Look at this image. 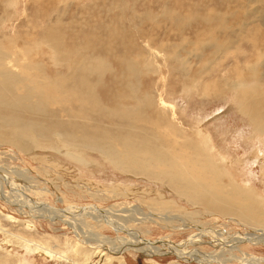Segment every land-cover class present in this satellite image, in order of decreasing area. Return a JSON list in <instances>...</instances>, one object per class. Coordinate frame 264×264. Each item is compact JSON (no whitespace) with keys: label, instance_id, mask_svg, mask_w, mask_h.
<instances>
[{"label":"rangeland","instance_id":"obj_1","mask_svg":"<svg viewBox=\"0 0 264 264\" xmlns=\"http://www.w3.org/2000/svg\"><path fill=\"white\" fill-rule=\"evenodd\" d=\"M0 56V170L30 183L2 179L8 188L62 208H112L144 237L176 244L204 231L233 237L262 228L189 199L158 165L114 164L104 148L121 152L119 143L147 135L160 145L169 133L182 146L206 130L227 160L220 189L251 186L264 212V139L231 85L264 79V0H0ZM12 130L25 131V147ZM14 203L0 197V264H264V244L248 242L226 252L189 244L221 253L220 261L94 254V241L117 250L127 233L90 219L73 229Z\"/></svg>","mask_w":264,"mask_h":264},{"label":"bare ground","instance_id":"obj_2","mask_svg":"<svg viewBox=\"0 0 264 264\" xmlns=\"http://www.w3.org/2000/svg\"><path fill=\"white\" fill-rule=\"evenodd\" d=\"M1 59H4V58L0 56V63H1ZM236 81L237 82H235L234 84L232 83L231 85L234 89H238L236 93L237 98H238L237 103L239 104L238 109L240 110L241 113H243L244 116L246 115L245 117L251 119L249 120V123L250 121L252 122V125L254 127L253 131L256 133V135L262 136L264 139V79L262 80L261 78H258L253 83H248V82L241 81V80L240 81L236 80ZM114 109L118 110L116 108ZM13 132L14 131L12 130V133ZM22 132L19 131L18 134L14 132L12 136V140L18 143L19 146L25 147L27 142L26 141L24 142L23 138L25 139L27 134H23ZM197 133L199 136V138L197 139L198 143L191 140L192 138L190 137L191 139H184V140L182 139L183 140L182 146H179V144L181 145L180 143L181 141L179 140L180 136L179 135L176 136V134L172 136L171 133H169L170 135L167 136L168 141H165L166 140L165 138L163 139V142L160 145H157L154 142L151 135L150 136L147 135L145 137L139 136L140 138L144 139V143L143 141L139 140V137H136V138L129 137V140H127L128 142L119 143V144L124 145V150H122L121 152L118 151L117 148L114 147V143H112V145H110L106 150L103 145L104 156L107 160H112L114 164L122 165V167H125V168H131L133 164L135 165L140 164V165L145 166L146 170L150 171L151 170L150 166L152 163L155 165H158V167L162 169V172L159 174L162 177H168L170 182L172 181L175 182L174 186L176 187L177 185L178 191H180L181 194L186 195L189 199H192L193 201H195V199L197 200V196H201L202 198H204L207 204V207L218 209L219 211L221 210L222 213L224 212V215L226 212L232 213L240 217L243 220H247V221L249 220L250 222H254L255 225L257 226L260 225L262 226V228L258 227L257 228L258 230L250 234L238 233V234H235L233 237H231L230 235H227L226 233H219L217 235L215 234L212 235L211 234L212 231H206L207 233L204 231L201 234H198L197 236L195 235L193 239H190V240L187 239L188 241L177 243V244L173 243L172 241L168 239H164V238L162 240L160 239L151 240V239L144 237L141 232H138V230L137 231L132 230V228L127 224L128 222H126V219L122 217L125 214L115 213V209H112V208L103 207L101 209H97V208L92 209L88 206L83 207L84 209L80 206L78 207L70 206V207L62 208V207H57V206L48 204L46 202H42L39 199L38 200L40 203H38L37 201L36 203L32 199L22 196V194L18 192L17 190L15 191L13 189L8 188L6 185H4V183L2 182V179H6L8 181L12 180L14 182L19 181L18 184L23 185V186H29L30 183L20 182V180H22L21 178L14 176L13 174H11V172H6L3 170H0V197H2L3 199H5L6 201L10 203L15 202L14 203L15 206L17 205L21 207L20 208L21 213L24 210H26V209H23V207L35 208L33 209V211H35L36 214H40L41 218L47 217L49 220L51 219L52 221L60 220L64 224H67L68 226L72 227L73 229L76 227L79 228L80 227L79 225L85 224V222L90 223L89 221L90 219V220L95 221L96 222L95 224H97L98 227L102 225L105 227H111V229H114L117 232L125 231L127 233V236L129 238L125 237L123 245L117 250H113L111 247H104V244L100 243L102 244L100 245L99 242H96V241H94L93 243L91 242L92 243L91 245L93 246L94 249L100 248L99 251L92 250L94 254L95 253L103 254L104 252H106V254L107 253L124 254L128 250H133L135 252L141 253L142 255H145L150 258H153L154 256H157V255L160 256V255L174 254L178 258L183 259L185 261H199V262H202L205 260L206 261H220L223 258L222 257L221 259H219L220 257L219 255L221 253L218 255L219 252L216 254H209V253H205L199 250H191L189 249V244H193V243L201 244V243L206 242L212 246H215V245L216 247L219 246L220 248L223 249L222 252L223 251L225 252L233 251L235 248L238 249V245L244 242L246 243L248 242L252 244H264V212L261 211V207L259 209V204L261 203L258 201V198L260 196L258 195V193L254 191V189L251 186H248V185H246L245 187L239 186L238 185L239 183L237 184L231 180H230L231 182L228 183L229 186L228 185L226 186L227 188L225 187V189H220V185L217 183L218 177L216 175H219V172L217 173V170L218 168H222L224 172L226 168L225 165L227 163L226 162L227 160H225V158L222 155L219 156L216 154L215 149H217V146L213 143L212 136H210V134L206 130L201 129ZM171 136L173 138H171ZM169 137L171 139H169ZM0 139H3L2 130H0ZM29 139L30 141L33 140L32 138H29ZM194 139L196 140V138ZM118 142L120 141L117 140V143ZM94 143H97V142L94 141ZM65 144L66 142L64 143V145ZM66 145L69 146V143H67ZM61 146L62 144L60 145V147ZM68 146L64 148L69 149L71 144L69 147ZM76 146H74V148ZM189 148H192L193 150L192 154L191 152H187ZM66 152L74 156L69 151H66ZM259 156L260 155L258 154L257 151H255V154L252 155V157L255 159L256 158L258 159ZM123 158H127L128 162H122L121 159ZM200 169H205V172L203 173ZM262 169L264 172V165H262ZM211 170H212V173L216 172L214 173L215 175L214 177H211L212 176L211 174H210L211 176H209L206 173V171H208L209 173L211 172ZM220 175L223 176L224 174H220ZM183 177L187 178L188 183L190 185L187 184L185 187L179 185L180 180ZM187 180L185 181L187 182ZM219 183L222 184L221 181ZM36 187H32L34 189L32 193L34 194H36L37 191H39V190H36ZM10 192L13 194H11ZM12 198L16 200H13ZM170 220L172 221L173 219H170ZM85 229H87V227ZM208 233H210V235L212 236L211 239L208 242L206 240H202L206 236H209ZM81 241H83L85 244V243H90V241L92 240L84 239ZM99 241L101 240L99 239ZM248 257L249 256H247L246 258L247 259L251 258L252 261L251 262L245 261V262H248L251 264L253 263L257 264L260 260L259 258H255V257L248 258ZM234 258H236L235 255H234ZM101 259L102 260L100 261H103V258ZM258 264H261V262Z\"/></svg>","mask_w":264,"mask_h":264}]
</instances>
